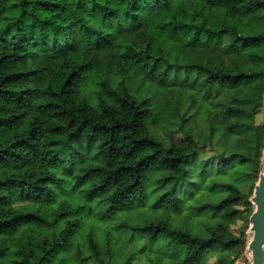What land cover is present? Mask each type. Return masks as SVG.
Here are the masks:
<instances>
[{"label":"trees","instance_id":"trees-1","mask_svg":"<svg viewBox=\"0 0 264 264\" xmlns=\"http://www.w3.org/2000/svg\"><path fill=\"white\" fill-rule=\"evenodd\" d=\"M263 100L264 0H0V264H235Z\"/></svg>","mask_w":264,"mask_h":264},{"label":"rangeland","instance_id":"rangeland-1","mask_svg":"<svg viewBox=\"0 0 264 264\" xmlns=\"http://www.w3.org/2000/svg\"><path fill=\"white\" fill-rule=\"evenodd\" d=\"M255 123H256V125H262L264 123V100H263V106L261 108V111L255 118ZM26 126L27 125L25 124L21 128H16L12 131H1L0 132V140L7 139L8 137H11L14 133H18L21 130L26 129ZM172 135L181 137V135H176V134H172ZM202 152L204 154H207V155L212 154V152L208 149L202 150ZM263 154H264V152H263ZM262 163H263V157H262ZM14 171H16V170L8 169V171H7L5 169L0 168V175L4 174L5 172L12 173ZM262 173H264V163H263V169H262V172L260 173V175ZM199 196H200V194L197 197H199ZM190 203H192V201ZM16 206L19 208H22L26 211H32L35 207L31 203H27V202H19L16 204ZM241 211H242L241 213H243L242 216H245V211L244 210H241ZM183 215H185V214H183ZM181 217H180L181 219L188 220L189 224H191L193 227H196V228H200L201 227L200 225H202L206 222V219H202V221L200 223H195V221H196L195 219L183 217L182 215H181ZM242 220H244V219L242 217H240L237 219V221L235 223L231 224L230 231L234 235H237V236L240 235V229L242 228ZM252 236H253V234H251V230L249 228V230L247 231L248 244L250 243V239H252ZM114 237L117 239L116 236H114ZM102 241H103V243H101V245H103L102 248L107 253V250H109V248H107L108 239L105 238ZM3 244H4V241L0 240V247ZM118 244L121 245L122 248L118 247L117 249H115V246H114L113 247L114 251L119 249L118 251H116L117 253L113 252L114 255L106 256L107 259H109V260L117 258L116 261H112L113 263L116 262V264L117 263L122 264L125 261V260H123V258L124 259L126 258L129 260L126 262L128 264H176V263L169 262L168 260L162 259L161 256L158 255L156 248L154 250L148 249V248H146L144 250L145 244H143V243L136 242L134 244L124 246V244H122V242L120 240H118ZM248 244L244 250H241L239 253H235L234 255H232L230 257V258H233L236 255H238L235 264H252V256L250 254L251 252L248 248ZM226 255L227 254H225V253L221 254L222 257L223 256L225 257ZM217 260H219V259H217L216 257H213L206 264H214ZM86 264H93V263L91 261V262H88Z\"/></svg>","mask_w":264,"mask_h":264},{"label":"water","instance_id":"water-1","mask_svg":"<svg viewBox=\"0 0 264 264\" xmlns=\"http://www.w3.org/2000/svg\"><path fill=\"white\" fill-rule=\"evenodd\" d=\"M251 203L254 212L250 217V230L253 234L248 248L252 256V264H264V173L255 186Z\"/></svg>","mask_w":264,"mask_h":264},{"label":"bare ground","instance_id":"bare-ground-1","mask_svg":"<svg viewBox=\"0 0 264 264\" xmlns=\"http://www.w3.org/2000/svg\"><path fill=\"white\" fill-rule=\"evenodd\" d=\"M263 163H264V154H263ZM251 234H252V232H251ZM252 239H250V241H251ZM251 254V253H250ZM250 259V258H249Z\"/></svg>","mask_w":264,"mask_h":264}]
</instances>
